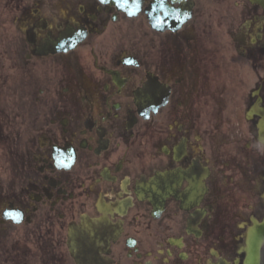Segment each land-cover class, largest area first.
<instances>
[{"label": "flooded vegetation", "instance_id": "obj_1", "mask_svg": "<svg viewBox=\"0 0 264 264\" xmlns=\"http://www.w3.org/2000/svg\"><path fill=\"white\" fill-rule=\"evenodd\" d=\"M260 121L264 0H0V264H264Z\"/></svg>", "mask_w": 264, "mask_h": 264}, {"label": "snow or ice", "instance_id": "obj_2", "mask_svg": "<svg viewBox=\"0 0 264 264\" xmlns=\"http://www.w3.org/2000/svg\"><path fill=\"white\" fill-rule=\"evenodd\" d=\"M101 3H105L106 0H100ZM160 4L163 5L164 4V0H159ZM170 13H166V15H168ZM129 63H131V61H128ZM155 110V109H154ZM4 216L5 217H15L17 220L21 219L22 218V214L19 212V211H6L4 213ZM135 243V242H133Z\"/></svg>", "mask_w": 264, "mask_h": 264}]
</instances>
